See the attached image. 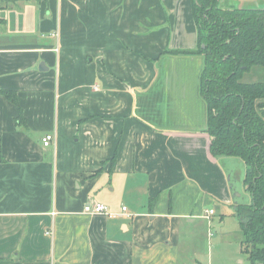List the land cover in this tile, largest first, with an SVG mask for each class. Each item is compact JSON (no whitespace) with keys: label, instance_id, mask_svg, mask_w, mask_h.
Wrapping results in <instances>:
<instances>
[{"label":"crops","instance_id":"crops-1","mask_svg":"<svg viewBox=\"0 0 264 264\" xmlns=\"http://www.w3.org/2000/svg\"><path fill=\"white\" fill-rule=\"evenodd\" d=\"M192 1L0 7L22 121L0 93V264H189L190 226L247 196L243 162L209 153Z\"/></svg>","mask_w":264,"mask_h":264},{"label":"trees","instance_id":"trees-1","mask_svg":"<svg viewBox=\"0 0 264 264\" xmlns=\"http://www.w3.org/2000/svg\"><path fill=\"white\" fill-rule=\"evenodd\" d=\"M219 1H192L198 45L185 52L204 59L200 85L209 153L243 162L241 184L247 196L234 204L240 250L248 264H264V78L246 77L264 69V8ZM0 93L18 107L16 120L22 122L16 92Z\"/></svg>","mask_w":264,"mask_h":264},{"label":"rangeland","instance_id":"rangeland-1","mask_svg":"<svg viewBox=\"0 0 264 264\" xmlns=\"http://www.w3.org/2000/svg\"><path fill=\"white\" fill-rule=\"evenodd\" d=\"M7 4L8 2L0 7ZM8 16L7 10L1 14V17ZM1 25L0 21V27ZM257 71V75L261 77L255 75V79H263L264 72L256 69L254 73ZM250 74L246 77H251ZM189 230V250L185 253L189 264H248L246 254L239 250L238 240L241 235L234 210L217 211L211 219L198 221L191 225ZM210 231L213 233L211 236Z\"/></svg>","mask_w":264,"mask_h":264},{"label":"built area","instance_id":"built-area-1","mask_svg":"<svg viewBox=\"0 0 264 264\" xmlns=\"http://www.w3.org/2000/svg\"><path fill=\"white\" fill-rule=\"evenodd\" d=\"M54 141V137L52 134H45L42 138H41V142L43 144V146H48L50 145L52 142ZM122 211L126 210V206H122ZM87 211H90L92 213H100V214H105V215H111L107 206L101 204V203H95L91 206H87L86 207ZM214 210L213 209H209L205 214L206 218H209V215L213 214Z\"/></svg>","mask_w":264,"mask_h":264},{"label":"water","instance_id":"water-1","mask_svg":"<svg viewBox=\"0 0 264 264\" xmlns=\"http://www.w3.org/2000/svg\"><path fill=\"white\" fill-rule=\"evenodd\" d=\"M255 8H264V0H262L261 4H259L258 2H255ZM236 194L239 195V193L237 192Z\"/></svg>","mask_w":264,"mask_h":264}]
</instances>
